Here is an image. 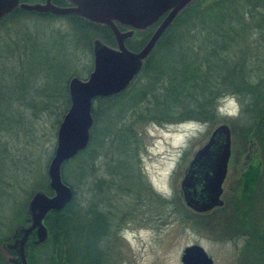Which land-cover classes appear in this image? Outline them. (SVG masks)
I'll return each instance as SVG.
<instances>
[{
  "label": "rangeland",
  "instance_id": "rangeland-1",
  "mask_svg": "<svg viewBox=\"0 0 264 264\" xmlns=\"http://www.w3.org/2000/svg\"><path fill=\"white\" fill-rule=\"evenodd\" d=\"M216 1L193 0L178 15L195 3L192 13L179 17L168 36L186 30L192 15ZM63 16L17 13L0 24V213L5 212L1 230L8 237L17 225L26 224L27 203L34 191L48 184L47 165L55 149L59 123L68 108L66 105L69 106L65 96L55 98L53 93L62 91L66 80L68 86L72 76L86 78L93 67L92 41L96 34ZM158 23L149 27V35L137 34L134 39L137 44H143ZM261 33L254 32L249 38L244 35L243 42L233 47L229 55L238 58L241 79L249 67L250 74L245 79L257 84L259 96L264 100V32ZM251 50L258 52L256 56H248ZM249 61L255 64L250 65ZM141 80L134 78L133 85ZM237 97L246 104L248 97L243 94L224 96L218 103L219 116L212 122L188 120L135 125L139 138L135 184L129 188L121 175L107 174L103 163L106 158L98 162L96 174L99 177L107 174L114 183L109 191L102 190L94 196L95 208L105 216L107 228L98 239L86 242L85 231L82 238L74 240L79 255L70 264H80L86 248L92 250L91 264L99 256V264H182V251L191 244L201 245L215 264H263L264 154L255 136L245 140L237 124L241 110ZM222 123L231 132V155L221 195L224 204L197 214L185 205L180 182L195 151ZM110 154L107 147L98 157H110ZM115 157L120 159L117 168L125 170L128 165L125 156L116 153ZM76 162L68 164L76 184L74 206L87 223L92 214L88 206L93 198V178L88 166L84 167L83 177ZM254 167L259 174L244 187V177ZM241 195L246 202L241 205V211L235 210L232 203L240 201ZM259 212L263 219L256 232ZM247 227L253 235L243 231ZM44 244L34 251L31 264L60 261L49 242V231ZM62 248L69 250L70 244ZM65 257L62 256V263Z\"/></svg>",
  "mask_w": 264,
  "mask_h": 264
},
{
  "label": "trees",
  "instance_id": "trees-1",
  "mask_svg": "<svg viewBox=\"0 0 264 264\" xmlns=\"http://www.w3.org/2000/svg\"><path fill=\"white\" fill-rule=\"evenodd\" d=\"M51 1L59 6L69 5L66 0ZM192 6H188L178 15L158 39L155 48L144 61L140 74L135 77V79L142 78L138 84L133 85L132 81L129 87L117 97L107 101L95 100L93 102L94 123L90 131V141L85 149L79 151L76 157L66 160L61 168L62 178L73 189V196L62 209L49 212L45 218V225L49 231V242L56 249V257L60 259L56 264H70L74 259H78L79 253L73 243L74 240L82 238L83 232L87 231L86 238H84L86 242H89L91 238L98 239L104 234L107 221L104 215L98 214L95 208L97 198L94 196L102 190L106 192L108 189L109 191L114 186L113 178L107 177V174L121 175L124 184L129 185V188L135 184L136 174L138 175L135 165L138 157H135V153L137 154L139 142L135 125L172 124L188 120L212 122L219 116L218 103L224 96L243 94L248 97V100L244 104V99L237 97L241 103L240 114L236 117L237 124L241 126L245 140L250 141V137L255 136L264 154V100L259 96L257 84L245 79L246 74H250L249 67L246 68V74L243 73L244 76L241 79L238 73L239 62L236 61L238 58L236 59V55L232 57L229 55L233 47L243 42L244 35L249 38L254 32L258 35L263 34L261 32H264V0H217L213 5L205 8V11L201 10L200 13L192 15L186 30L168 36L170 28L179 17L186 12L193 11ZM17 13L36 14L25 12L17 7L8 13L0 24ZM42 15L55 17L50 13ZM63 17L74 20L84 30H91L90 33L96 34L106 44L115 46L114 35L107 26L92 23L73 14ZM123 28L120 26V29ZM150 30L151 28L143 32L136 31L131 38L125 40L126 46L134 51L139 50L148 38L143 44L141 42L137 44L135 37L138 36L137 34L149 35ZM252 52L253 50L248 56L251 54L256 56L258 53ZM242 57L244 56L240 55V58ZM249 64L254 65L255 63L249 61ZM60 96H65L66 103H69L67 80L62 91L53 93L55 98ZM98 122L100 126H97ZM107 147L111 150L110 157H98ZM116 153L125 156L123 157L125 163H128L125 170L117 168L120 159L115 157ZM103 158L107 159L103 161L106 165L107 176L99 177L96 174L99 169L98 162L100 163ZM76 160L80 174L85 177L84 167L88 166L91 178H93L91 187L93 198L90 199L88 206L92 214L91 218L85 221L87 223H84L81 217L83 215L74 206L76 204V184L68 164ZM258 171V168L254 167L244 177V187L248 186L249 181L254 180V177L259 174ZM40 188L47 194H52L47 183ZM4 213H0V245L10 239L1 230ZM28 221L29 216L26 214L24 222ZM243 231L253 235L251 228L247 227V230ZM64 244L66 246L70 244L69 250L62 248ZM43 246L46 245L40 247ZM37 248H29V264ZM85 250L86 253H83L80 264H91V261L93 263V258L90 256L92 250L89 248ZM65 255L66 259L62 263L61 258ZM100 261L99 256L95 264H99ZM0 264H7L1 250Z\"/></svg>",
  "mask_w": 264,
  "mask_h": 264
},
{
  "label": "water",
  "instance_id": "water-1",
  "mask_svg": "<svg viewBox=\"0 0 264 264\" xmlns=\"http://www.w3.org/2000/svg\"><path fill=\"white\" fill-rule=\"evenodd\" d=\"M66 1L69 5L59 6L51 0H0V21L17 7L38 14H74L92 23L107 26L116 42L115 46H110L100 38H94L93 67L88 76L84 79L72 76L69 79V106L59 123L55 149L47 165L48 185L52 194L38 189L30 197L26 208L29 221L17 225L10 239L0 245L7 264H29V248H37L48 239L46 215L62 209L71 200L73 189L63 180L61 168L66 160L85 149L90 141L94 123L93 102L117 97L129 87L162 33L193 0ZM157 23L139 50L134 51L126 46L125 40L136 31L145 30ZM119 25L128 29L122 31ZM230 155L231 132L229 126L222 123L212 130L207 141L195 151L180 182L187 207L194 212L204 213L223 205L221 195ZM180 260L182 264H213L212 258L199 244L186 246Z\"/></svg>",
  "mask_w": 264,
  "mask_h": 264
},
{
  "label": "flooded vegetation",
  "instance_id": "flooded-vegetation-1",
  "mask_svg": "<svg viewBox=\"0 0 264 264\" xmlns=\"http://www.w3.org/2000/svg\"><path fill=\"white\" fill-rule=\"evenodd\" d=\"M120 26H122V25H119V28H120ZM124 28L123 29H120V30H122V31H125V30H127L128 29V27H126V26H123ZM135 34V33H134ZM133 34V35H134ZM132 35V36H133ZM131 36V37H132ZM131 37H129V38H131ZM128 39V38H127ZM230 159V158H229ZM228 164H229V161H228ZM238 190H240V192L241 191H243V189H238ZM239 200L240 201H238V202H235V203H232L233 204V206H234V209L236 210V208L239 210V211H241V209L243 208V206H244V202H246V201H244V199H243V196L241 195L240 196V198H239ZM224 201V200H223ZM224 204V203H223ZM241 205H243L242 207H241ZM215 208H217V207H215ZM214 209V208H213ZM213 209H211V210H213ZM246 209V208H245ZM211 210H209V211H211ZM195 213H197V214H204V213H206V212H204V213H199V212H195ZM234 214H238V212H236V213H234ZM239 215H240V213H239ZM257 220H256V225L254 226V231H256V232H258L259 231V227L262 225V219H263V216H262V213H260L259 212V214L257 215ZM258 234V233H257ZM209 255V254H208ZM210 256V255H209ZM212 258V257H211ZM213 260V259H212ZM213 264H215V262H214V260H213Z\"/></svg>",
  "mask_w": 264,
  "mask_h": 264
}]
</instances>
